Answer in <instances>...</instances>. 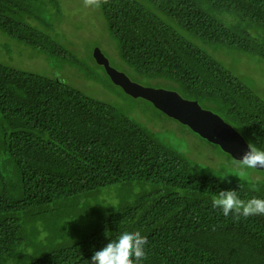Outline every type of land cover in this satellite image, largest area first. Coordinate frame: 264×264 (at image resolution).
I'll return each mask as SVG.
<instances>
[{
    "label": "trees",
    "instance_id": "trees-1",
    "mask_svg": "<svg viewBox=\"0 0 264 264\" xmlns=\"http://www.w3.org/2000/svg\"><path fill=\"white\" fill-rule=\"evenodd\" d=\"M42 2L0 0V31L83 69L63 44L24 23L42 17ZM48 2L58 6L57 0ZM144 3L108 0L101 8L121 60L136 74L197 101L247 145L264 150V101L190 39L213 51L224 47L264 59V0ZM88 78L103 84L91 73ZM0 139V264H90L109 239L134 230L148 238L140 264H264V216L237 220L212 207L222 190H236L244 200L264 199V178L247 181L190 161L114 105L0 64ZM225 176L230 183L221 180ZM123 187L140 191L119 203L116 198L118 204L98 203L87 220L78 217L79 228L71 215L59 219L63 228L71 223L67 240L52 234L45 218L62 201ZM38 221L48 233L43 239ZM39 244L45 250L29 261ZM19 248L33 251L17 262Z\"/></svg>",
    "mask_w": 264,
    "mask_h": 264
},
{
    "label": "rangeland",
    "instance_id": "rangeland-1",
    "mask_svg": "<svg viewBox=\"0 0 264 264\" xmlns=\"http://www.w3.org/2000/svg\"><path fill=\"white\" fill-rule=\"evenodd\" d=\"M137 1L148 6L144 0ZM57 3L58 6L54 7L49 4L48 0H43L42 17H26L24 23L40 32L50 34L52 38L63 44L84 63L83 69L72 67L57 59H50L46 54L16 42L1 31L0 64L48 77L68 85L90 98L99 99L116 106L125 115L156 133L163 143L178 150L190 161L199 165L214 170L228 171L247 181H259L264 178V170L240 169L237 163L222 153L217 146L204 141L192 134L187 128L161 115L149 103L141 99H132L120 89L112 87L110 80L102 70L103 68L101 67V69L93 59V51L96 48L108 60L113 70L124 74L131 82L145 88L168 90L172 88L161 80L149 79L136 74L121 60L117 45L109 35L101 9L86 8L83 5V0H57ZM229 21H233V19L229 18ZM184 35L189 39L187 33ZM190 39L232 71L264 101V59L224 47L213 51L212 48L203 46L195 39ZM89 73L93 77L102 79L105 86L88 78ZM143 188L146 189V186L143 185ZM120 189L114 188L110 192L103 191L101 195L99 193L95 196L85 194L81 195L80 198L62 201L63 206L58 207L55 211H50L49 216L45 218L52 227V234L67 240L70 232L66 233L65 231L71 229V223L69 226L68 220L63 228L59 219L70 218L71 215L76 220L73 228H79L81 222L78 221V217L87 220V216H91L96 210H99L93 208L98 203L111 201V203L118 204L123 198H129L140 191L135 189L131 192L124 187ZM116 198L119 199L118 203ZM32 225L29 227L31 228ZM35 227L40 231L39 239L48 235L40 221L35 224ZM49 245L51 244L49 243ZM44 250L45 248L41 244L37 245L34 251L33 248H27L24 252L19 248L14 255V261L22 262L26 256L25 253L30 254L32 251L33 254L27 257L29 261H33L37 259L35 253Z\"/></svg>",
    "mask_w": 264,
    "mask_h": 264
},
{
    "label": "water",
    "instance_id": "water-1",
    "mask_svg": "<svg viewBox=\"0 0 264 264\" xmlns=\"http://www.w3.org/2000/svg\"><path fill=\"white\" fill-rule=\"evenodd\" d=\"M93 59L102 67L110 82L132 99L149 103L156 111L190 132L219 147L232 160L240 159L248 150L243 136L217 114L203 108L197 101L182 98L176 91L145 88L131 82L124 74L113 70L99 49H94ZM263 171L264 169H255Z\"/></svg>",
    "mask_w": 264,
    "mask_h": 264
},
{
    "label": "clouds",
    "instance_id": "clouds-1",
    "mask_svg": "<svg viewBox=\"0 0 264 264\" xmlns=\"http://www.w3.org/2000/svg\"><path fill=\"white\" fill-rule=\"evenodd\" d=\"M108 0H83L86 8L100 10ZM240 169H264V150L258 149L251 142L248 150L240 159H236ZM227 183V176L221 179ZM212 207L220 209L225 217L232 215L233 219L264 216V199L253 197L248 200L241 199L236 190H222L212 197ZM148 238L139 230L121 232L115 239L100 250L95 251L90 264H140L147 257L146 246Z\"/></svg>",
    "mask_w": 264,
    "mask_h": 264
},
{
    "label": "crops",
    "instance_id": "crops-1",
    "mask_svg": "<svg viewBox=\"0 0 264 264\" xmlns=\"http://www.w3.org/2000/svg\"><path fill=\"white\" fill-rule=\"evenodd\" d=\"M193 134V133H192ZM195 135V134H194Z\"/></svg>",
    "mask_w": 264,
    "mask_h": 264
}]
</instances>
